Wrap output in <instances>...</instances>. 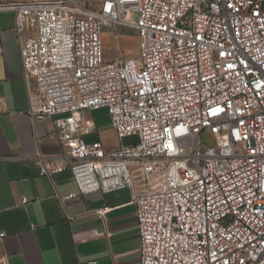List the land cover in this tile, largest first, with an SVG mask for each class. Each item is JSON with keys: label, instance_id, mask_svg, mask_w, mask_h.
<instances>
[{"label": "built area", "instance_id": "2783aa9c", "mask_svg": "<svg viewBox=\"0 0 264 264\" xmlns=\"http://www.w3.org/2000/svg\"><path fill=\"white\" fill-rule=\"evenodd\" d=\"M4 10L28 113L52 118L60 135L59 155L33 156L42 176L69 170L79 193L129 188L139 264H264V0H24ZM114 26L135 33L136 55L104 60L102 33ZM98 108L135 142L86 144L82 113Z\"/></svg>", "mask_w": 264, "mask_h": 264}, {"label": "crops", "instance_id": "0c3cea01", "mask_svg": "<svg viewBox=\"0 0 264 264\" xmlns=\"http://www.w3.org/2000/svg\"><path fill=\"white\" fill-rule=\"evenodd\" d=\"M29 108L13 12L0 11V255L9 264H139L130 189L79 193L69 170L42 176L33 156L59 155L60 135L52 118L32 119ZM82 116L92 127L81 135L88 145L135 142L117 137L105 108Z\"/></svg>", "mask_w": 264, "mask_h": 264}, {"label": "rangeland", "instance_id": "374dc122", "mask_svg": "<svg viewBox=\"0 0 264 264\" xmlns=\"http://www.w3.org/2000/svg\"><path fill=\"white\" fill-rule=\"evenodd\" d=\"M24 0H0V3ZM102 48L104 60L111 61L119 58H127L137 54V38L130 29L117 26L107 27L102 33ZM124 143H132L130 138H125ZM130 142V143H129Z\"/></svg>", "mask_w": 264, "mask_h": 264}]
</instances>
